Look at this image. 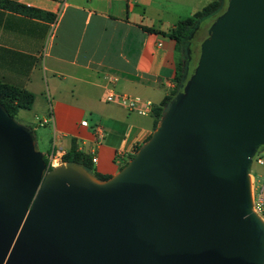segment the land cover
Returning a JSON list of instances; mask_svg holds the SVG:
<instances>
[{"label":"water","instance_id":"95a60500","mask_svg":"<svg viewBox=\"0 0 264 264\" xmlns=\"http://www.w3.org/2000/svg\"><path fill=\"white\" fill-rule=\"evenodd\" d=\"M264 145V0H223L149 137L99 179L45 170L0 107V264H264L247 166Z\"/></svg>","mask_w":264,"mask_h":264},{"label":"crops","instance_id":"0c3cea01","mask_svg":"<svg viewBox=\"0 0 264 264\" xmlns=\"http://www.w3.org/2000/svg\"><path fill=\"white\" fill-rule=\"evenodd\" d=\"M16 1L53 18L0 6V80L33 94L15 114L30 113L24 124L35 121L28 128L45 158L60 150L66 164L62 155L73 143L95 172L113 174L154 127L151 112L106 101L105 91L157 104L175 83L174 40L165 31L211 0Z\"/></svg>","mask_w":264,"mask_h":264},{"label":"trees","instance_id":"16d2710c","mask_svg":"<svg viewBox=\"0 0 264 264\" xmlns=\"http://www.w3.org/2000/svg\"><path fill=\"white\" fill-rule=\"evenodd\" d=\"M222 1L223 0L209 1L189 16L177 20L173 26L165 31V33L174 40L175 73L173 80L175 83L157 104L152 105L151 115L153 117V127H155L170 100L176 94L184 74L188 69L191 59L193 37L197 34L203 20L216 12L222 4ZM0 6L30 16L44 17L48 19L53 18V15L46 10L16 0H0ZM143 28L151 31L156 30L155 28L148 26H143ZM32 98L33 94L30 91L0 80V107L8 115L13 116L18 108H28L32 102ZM260 146L261 145H259L256 150H258ZM43 159L44 161L46 160L44 156ZM62 159L67 163L75 162L81 164L99 179L106 178V175L94 171L91 167L89 157L77 150L73 143L70 145V148L63 153Z\"/></svg>","mask_w":264,"mask_h":264},{"label":"built area","instance_id":"2783aa9c","mask_svg":"<svg viewBox=\"0 0 264 264\" xmlns=\"http://www.w3.org/2000/svg\"><path fill=\"white\" fill-rule=\"evenodd\" d=\"M104 98L106 101L116 102L121 104L126 109L135 111L139 114H145L151 112L152 103L150 100L142 99L137 95H129L124 93L115 92L112 88H108L105 91ZM82 125H87V120L81 121ZM95 130H100V128L95 125ZM91 160H95L94 156H91ZM254 161L256 163H263L264 158L261 155H255ZM60 150L52 151L45 160V170L61 164ZM248 182H249V192H250V208L251 210L261 219L264 223V197L262 192L264 191V178L259 183L257 179L254 178L251 171L247 170Z\"/></svg>","mask_w":264,"mask_h":264},{"label":"rangeland","instance_id":"374dc122","mask_svg":"<svg viewBox=\"0 0 264 264\" xmlns=\"http://www.w3.org/2000/svg\"><path fill=\"white\" fill-rule=\"evenodd\" d=\"M201 4H202V2L193 3L192 5H194L195 7L198 8ZM208 18L209 17H207L205 20H203L202 23H204ZM29 114L30 113L27 111V109H20L17 114H14L12 116V118L14 119V121L17 124H19L20 126H22V127H24V128L29 130L28 127H33V124L35 123V121L34 122L32 121V123L30 125L24 124L25 123L24 120L27 119ZM36 130H38V129H36ZM29 132H30V134L32 136V139L34 141L33 130L30 129ZM34 143H35V141H34ZM255 155H261L264 158V145H261L260 148L258 150H256L254 152V154H252V156L250 157V160L248 162V166H247V169L249 171H251V173L253 174L254 178L257 179V181L260 183L263 180V178H264V162L263 163H256L254 161V156ZM262 195L264 197V191L262 192Z\"/></svg>","mask_w":264,"mask_h":264}]
</instances>
